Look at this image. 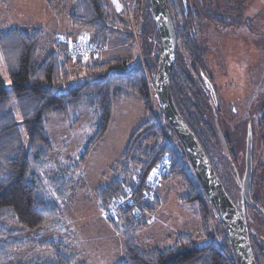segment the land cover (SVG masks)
Returning a JSON list of instances; mask_svg holds the SVG:
<instances>
[{"label":"rangeland","instance_id":"rangeland-1","mask_svg":"<svg viewBox=\"0 0 264 264\" xmlns=\"http://www.w3.org/2000/svg\"><path fill=\"white\" fill-rule=\"evenodd\" d=\"M101 3L107 8V14L112 21L121 20L125 25L130 26L135 40L127 43L124 38L117 37L112 39L115 40L114 43L101 41L99 43L102 48L95 44L101 49L98 55L94 58H83L84 63L90 64L95 61L107 63L111 60H123L128 66L139 60L145 63L143 58L146 41L143 36L139 37L135 32L140 31V23L146 14L147 3H144L143 11H135L136 0H101ZM73 6L72 0H0V34L13 28L23 33L40 31L41 43L36 58V62L40 63L52 52L62 54L61 48H57L55 43L61 38L65 40L62 36L69 35V31L73 29L68 19ZM189 6L199 16L195 28L196 51L201 62L198 67L202 72L201 77L209 81L216 101L213 104L210 102L211 114L205 113L213 114L209 119L216 127L218 126V133L229 143L241 169L245 168L248 132L251 134L253 157L251 195L262 206L264 205V124H261L264 114V0H253L241 10L234 9L224 0H189ZM68 39L71 41L70 38ZM118 39L123 41L120 46ZM155 41L153 39V42ZM178 55L184 58L186 66L197 68L196 65L191 64L192 60L183 49L178 51ZM74 67L75 65L71 63L70 69ZM0 75L8 90L10 99L8 109L14 113L15 120L20 123L10 87V78L6 76L1 61ZM154 93H156L155 89ZM110 99L112 113L107 131L93 146L85 160H81L83 152L95 139L100 125L92 95L85 97L77 110L69 116L63 119L54 117L45 119V131L52 150L42 166L38 165L36 158L29 151L26 135L19 125L22 144L28 156L29 166L38 178L41 195L45 201L56 205L61 215L53 227L17 234L16 239H19L17 241L22 240L23 244L16 246L9 255L11 257L2 264L53 261L56 251L53 247L40 246L45 242H54L55 245L60 243L63 253L74 257L73 264H81V262L125 264V243L122 238L124 232L121 229L112 230L105 216L106 210L100 208L97 191L101 185H107L115 178L116 175L112 170L120 161L130 137L150 116L136 96H131L128 100H119L116 89H113ZM149 101L150 114L155 121L157 119L158 127L162 132L168 133V138L163 135L166 144H173L174 149L179 151L176 137L169 133L165 118L159 113L160 104L157 97L154 99V104L150 97ZM172 151L171 149L163 158L170 157L174 163L178 160ZM162 178L163 176L160 177L157 191L151 197L153 200L154 196H157L159 208L151 212L144 204H140L139 207L140 213L143 214L139 220L140 223H145V227L135 229V239L140 249L145 251L153 248H172L179 235L195 237L202 234L197 208L194 205H180L178 201L184 191L182 185L176 181L162 183ZM209 207L211 208L210 205ZM211 214L213 226L218 233L216 237L223 247L221 232H226L225 227L220 225L216 213L211 212ZM246 214L249 215L251 237L258 241L264 239V224L250 209H247ZM138 215L139 213H136L135 217ZM8 225L11 230L18 229L12 222ZM210 232L211 239L218 248L212 229ZM262 244L264 246V243Z\"/></svg>","mask_w":264,"mask_h":264},{"label":"trees","instance_id":"trees-1","mask_svg":"<svg viewBox=\"0 0 264 264\" xmlns=\"http://www.w3.org/2000/svg\"><path fill=\"white\" fill-rule=\"evenodd\" d=\"M72 1L74 6L68 15L70 27L86 31L95 38L96 44L117 37L124 38L127 43L135 40L129 25H125L121 20L110 19L107 8L101 0ZM224 1L234 9L241 10L244 5L253 0ZM144 3H147L146 12L144 11L146 14L140 23V31H136L135 34L139 37L143 36L146 41L143 59L153 84L160 48L159 36L149 2L136 0L135 11H143ZM166 3L177 43L189 52L194 64L199 65L200 60L195 45V28L199 16L189 6V0H166ZM40 38V31L23 33L16 28L0 34V61L4 65L6 76L10 78V87H12L13 99L20 118L19 123L15 120L14 113L8 109L10 104L8 90L0 75V264L11 257L9 255L16 246L23 244L22 240L17 241L19 240L16 239L17 234L32 233L45 227H53L61 215L56 205L45 201L41 195L38 178L29 166L28 156L22 144L19 125L22 126L26 135L29 151L36 158L38 165L42 166L52 150L45 131V119L52 117L63 119L69 116L77 110L85 97L92 95L100 125L95 139L83 152L81 160H85L93 146L107 131L112 113L110 99L112 90L116 89L119 100H128L131 96H136L140 100L150 117L130 137L120 161L112 170L116 175L115 178L98 189L97 198L101 210H107L113 200L128 192L134 197L135 205L140 203L141 195L147 188V178L162 158L171 151L165 142L161 128L158 127L159 122L157 119L155 121L150 114V95L140 60L130 66L123 60H111L107 63L95 61V63L85 64L83 59L72 60L63 50L62 56L58 52H52L42 62L37 63ZM153 39L156 41L153 42ZM67 45L68 43L63 40L57 44V47L65 49ZM71 63L75 65L72 70ZM173 69L170 77V92H172L177 112L204 149L225 192L228 193L233 204L241 209L243 197L240 180L245 170L240 168L226 139L224 141L228 147V153L222 147L218 136V126L216 127L209 119L213 114H207L210 113V106L205 93L201 90L204 89L203 83L206 86L210 84L202 77L198 82L191 79L178 58L175 60ZM159 113L164 116L161 107ZM261 122L264 124V114ZM166 126L175 138L171 126L168 123ZM177 145L180 157L178 161H174L169 173L163 175L162 183L176 181L182 185L184 191L178 201L180 205H194L197 208L202 234L195 237L179 235L172 248L142 250L136 242L135 229L145 227V223H140L139 220L143 214L135 205L125 207L116 218L107 220L113 229L116 231L121 229L124 232L122 238L125 243V264H237L225 231L221 232L223 247L216 248L211 239L207 208L210 215H212L211 212L215 213L214 208L207 196L203 194L201 184L178 139ZM208 203L211 208L207 205ZM144 206L151 212L157 210L159 208L157 196L155 195L153 200L148 199ZM250 210L254 213L252 208ZM136 213H139L138 217H135ZM245 215L249 232V215ZM257 218L264 224V219ZM10 222L18 227L16 231L9 228ZM220 225L223 226L221 221ZM249 238L256 264H264L262 241L252 238L250 233ZM40 246L53 247L56 251L55 259L46 263L29 264L74 263V257L64 254L60 243L55 245L54 242H45Z\"/></svg>","mask_w":264,"mask_h":264},{"label":"water","instance_id":"water-1","mask_svg":"<svg viewBox=\"0 0 264 264\" xmlns=\"http://www.w3.org/2000/svg\"><path fill=\"white\" fill-rule=\"evenodd\" d=\"M147 1L150 5L153 21L157 27V35L159 36L160 48L157 55L158 62L153 81L162 114L164 115L166 123L171 126L175 137L185 150L191 168L201 184L203 194L207 196L216 215L219 216L222 225L225 227L227 239L230 241L235 261H237V264H256L250 246L248 227L245 223L246 204L252 206L264 216L259 206L252 200L250 192L253 170L252 136L248 132L245 154V173L241 186V195L243 197L242 208L238 209L231 201L228 193L225 192L224 186L222 182H220L215 170H213L209 159H207L204 149L201 148L192 131L185 125L173 103L172 92H170V77L174 70L173 68L176 60L177 40L170 13L167 9L166 0ZM208 87L212 99L215 101V95L210 89V86ZM218 136L220 137L222 147H224L228 153V147L226 146L223 136H221L220 133H218Z\"/></svg>","mask_w":264,"mask_h":264},{"label":"built area","instance_id":"built-area-1","mask_svg":"<svg viewBox=\"0 0 264 264\" xmlns=\"http://www.w3.org/2000/svg\"><path fill=\"white\" fill-rule=\"evenodd\" d=\"M66 43V41H64ZM101 51V49L96 46L95 44L92 45L89 42H83V43H68L66 47V54L71 58V59H83L86 57H95L98 55V53ZM142 70L145 75V79L147 81V88H148V93L150 95L151 101L154 103V99L157 97V94L154 93V83L152 84V81L149 79V73H147L146 67L144 63L142 62ZM153 88V89H152ZM163 135L168 138V133L164 132ZM169 149H172L174 151L175 157L178 159L180 157L179 151L175 148L174 145L171 143H168ZM172 151V152H173ZM173 161H171L170 157L168 158H163L159 164H157V167L155 168L154 171H152L150 177L146 181V191L142 193V198L140 200V203H136L134 201V197H132L131 193H127L124 196L116 199L111 203V205L107 208L105 212V216H107V219H112L113 217H117L122 210H124L125 207H133L134 205L137 206L138 208L140 207V204H146L147 200L151 199L152 195L157 191L156 189L158 188L160 177H162L164 174L169 173L170 168L172 167ZM207 207V206H206ZM208 217L209 222H210V228L212 229V233H214L215 239H216V245L217 247H221L219 239H217V232L216 228L213 226V220L212 216L210 215L208 208Z\"/></svg>","mask_w":264,"mask_h":264},{"label":"flooded vegetation","instance_id":"flooded-vegetation-1","mask_svg":"<svg viewBox=\"0 0 264 264\" xmlns=\"http://www.w3.org/2000/svg\"><path fill=\"white\" fill-rule=\"evenodd\" d=\"M182 50L183 49V51L186 53V55L188 54V57H190V54H189V52L182 46V45H180V44H178L177 43V52H176V55H175V57H176V59L178 58V60L180 61V63H182L183 65H184V67L186 68V71H187V73L186 74H188L189 76H190V78L191 79H194L196 82H198L200 79H201V74H202V72H201V70H200V68L198 67L199 65H198V63H197V65L196 64H194V62H193V60H192V58L190 57V59L192 60V62H191V64L193 63L194 65H196L197 66V68H194V67H188V65L186 66V62H185V60H184V58L183 57H180L179 55H178V51L179 50ZM200 64H201V62H200ZM204 69L202 68V71H203ZM195 77H197V79H198V81H197V79H195ZM200 78V79H199ZM209 82V81H208ZM203 85V90H201V91H203L204 93H205V96L207 97V102L209 103V105H210V102L213 104V102L214 101H212V96H211V92H210V90L208 89L209 87L208 86H206V84L204 85V83L202 84ZM205 89H207V90H205ZM244 173H245V171H244ZM244 175V174H243ZM252 178V177H251ZM243 179V178H242ZM241 181V186H242V180H240ZM250 192H251V190H250ZM252 193V192H251ZM251 197H252V195H251ZM252 200L259 206V208L261 209V211L264 213V205H260V203H257L253 198H252ZM249 207H250V209L252 208V210L254 211V215H256L257 217H260V218H262V219H264V216H263V214H260L258 211H256L252 206H249V205H247L246 204V208H245V210H246V212H247V209H249ZM246 214V213H245ZM250 233V232H249ZM261 241H262V243H264V239L263 238H261Z\"/></svg>","mask_w":264,"mask_h":264},{"label":"crops","instance_id":"crops-1","mask_svg":"<svg viewBox=\"0 0 264 264\" xmlns=\"http://www.w3.org/2000/svg\"><path fill=\"white\" fill-rule=\"evenodd\" d=\"M70 25V24H69ZM73 28V27H72ZM63 34V33H62ZM69 35H67V34H64L62 37H64V41H66V43H74V42H78V43H83V42H89V43H91V44H94L95 42H94V40H95V38H93V36L92 35H90L89 33H87V32H83V31H80V30H76V29H72L71 30V32L69 31V33H68ZM68 38H70L71 39V41L68 39ZM119 41H117V42H119V46H120V44L123 42L121 39H118ZM61 41H63V39L61 38V40L59 41V40H57L56 41V43H55V45H56V47H57V44L58 43H60ZM114 41L115 40H107V43H114ZM116 42V43H117ZM97 43V42H96ZM95 43V44H96ZM99 45H100V43H98ZM61 47H63L62 45H61ZM60 47V48H61ZM100 47L102 48L103 46L102 45H100ZM58 48V47H57ZM63 48H61V51H62V53H63ZM66 50V49H65ZM60 55L62 56V54L60 53ZM111 228H112V226H111ZM112 230L113 231H116L115 229H113L112 228ZM81 264H84V262H81ZM86 264V263H85Z\"/></svg>","mask_w":264,"mask_h":264},{"label":"bare ground","instance_id":"bare-ground-1","mask_svg":"<svg viewBox=\"0 0 264 264\" xmlns=\"http://www.w3.org/2000/svg\"><path fill=\"white\" fill-rule=\"evenodd\" d=\"M65 54H66V51H65ZM144 73V72H143Z\"/></svg>","mask_w":264,"mask_h":264}]
</instances>
